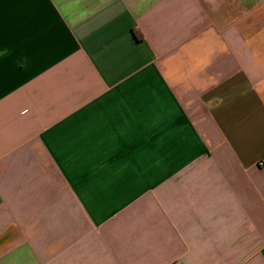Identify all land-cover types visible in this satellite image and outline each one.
<instances>
[{"label":"crops","instance_id":"0c3cea01","mask_svg":"<svg viewBox=\"0 0 264 264\" xmlns=\"http://www.w3.org/2000/svg\"><path fill=\"white\" fill-rule=\"evenodd\" d=\"M264 0H0V264H264Z\"/></svg>","mask_w":264,"mask_h":264},{"label":"built area","instance_id":"2783aa9c","mask_svg":"<svg viewBox=\"0 0 264 264\" xmlns=\"http://www.w3.org/2000/svg\"><path fill=\"white\" fill-rule=\"evenodd\" d=\"M258 166L259 167H264V160L259 161Z\"/></svg>","mask_w":264,"mask_h":264}]
</instances>
